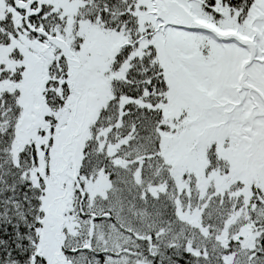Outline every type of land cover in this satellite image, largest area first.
<instances>
[{"label": "snow or ice", "instance_id": "snow-or-ice-1", "mask_svg": "<svg viewBox=\"0 0 264 264\" xmlns=\"http://www.w3.org/2000/svg\"><path fill=\"white\" fill-rule=\"evenodd\" d=\"M0 264H264V0H0Z\"/></svg>", "mask_w": 264, "mask_h": 264}]
</instances>
